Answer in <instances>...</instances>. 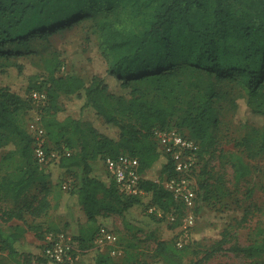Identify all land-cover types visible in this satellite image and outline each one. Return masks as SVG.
Masks as SVG:
<instances>
[{"label":"trees","instance_id":"1","mask_svg":"<svg viewBox=\"0 0 264 264\" xmlns=\"http://www.w3.org/2000/svg\"><path fill=\"white\" fill-rule=\"evenodd\" d=\"M196 12L205 17L203 22L194 19ZM70 18L92 22L107 63L104 75L94 74L90 80L60 75L55 61L46 58L48 83L30 86L27 97L0 85V247L15 264L21 255L37 254L24 240L27 229L39 237L44 233L42 239L48 232H62L56 220L46 223L44 218L66 197L57 186L63 174L80 169V183L65 191L82 207L88 224L94 225L101 214L117 213L127 228L151 235V223L159 217L149 212L136 223L135 209L155 206L176 214L184 209L161 182L173 168L157 146L154 128L175 126L198 142L199 155L211 150L221 128L222 101L233 82L251 109L264 114V0H0V74L12 58L27 52L32 37L48 36L66 27ZM35 88L45 89L49 98L41 115L48 144L70 150L48 167L35 161L33 138L21 118L32 107L28 94ZM63 94L77 101V116L64 114ZM230 101L233 104V98ZM88 112L102 118L111 131L86 121ZM238 144L241 148L221 155L230 157L240 181L255 171L250 159L264 154V124L250 126ZM120 153L139 159L144 195H125L107 171L94 172L92 160ZM156 167L158 180L147 178L146 171ZM257 185L255 181L247 187L249 195ZM12 219L23 223H9ZM97 229L87 244L96 250L95 264H148L134 254L125 260L126 254L115 258L94 247ZM83 233L78 238L82 246ZM189 239L181 247L177 240H158L153 256L161 264H200L224 249L250 256L264 253V244L257 241L228 248L219 241L200 260H188L189 243L201 244Z\"/></svg>","mask_w":264,"mask_h":264},{"label":"rangeland","instance_id":"2","mask_svg":"<svg viewBox=\"0 0 264 264\" xmlns=\"http://www.w3.org/2000/svg\"><path fill=\"white\" fill-rule=\"evenodd\" d=\"M195 20L203 22L205 17L196 12ZM92 22L87 18H70L64 28L58 29L48 36H35L28 43L27 52L12 58L13 62L8 70L0 74V85H8L17 90L22 96L27 97L29 87L47 84V76L44 73V60L52 59L57 64V74L78 75L85 80H90L92 75H104L107 63L98 44L99 37ZM21 64L22 70L17 66ZM231 86V85H229ZM224 99L221 111V128L218 132L217 142L211 150L199 155L198 167L195 172L198 188L199 205L195 209V222L190 228L189 237L200 240L201 244H191L187 248V259L200 260L212 244L222 241L223 248L232 244L248 245L253 241L264 244V154L250 159L255 166V171L248 179L237 181L229 151L241 148L238 139L252 125L262 126L264 114L255 112L247 104L246 95L241 87L233 82L232 89ZM233 98V104L230 101ZM64 114L78 115L77 101L63 94ZM62 110V111H63ZM61 112V111H60ZM32 112L29 108L21 114V118L27 127ZM103 131H111L102 118L93 117L91 113L83 116ZM1 154V153H0ZM98 160L104 161L101 158ZM105 166V164H104ZM106 172V170H105ZM147 178H159V169H149L145 173ZM80 169L73 168L71 173L59 177L57 186L65 193L64 199L58 210H50L45 222L56 220L68 237L74 241L71 250L73 264H95L93 260V245L87 246L92 232L99 225H105L112 229L117 237L116 245H107L103 250L111 252L118 247L121 258L126 254L125 260L134 254L138 258H145L148 264H161L153 256L154 248L158 240L175 242L183 234L184 209L181 207L175 219L168 218L167 214L159 217L156 223H151V235L147 230L137 231L124 225L122 217L117 213L101 214L100 221L94 225L86 222L87 217L82 207L69 196L62 188L63 183L79 184ZM255 181L258 182L252 195L247 192V187ZM262 185V187L260 186ZM197 206V204H196ZM149 212L144 209H135L132 214L140 223L144 214ZM60 214V218L56 216ZM132 216V215H131ZM132 218H135L132 216ZM9 223H23L22 220L12 219ZM45 223V224H46ZM7 228V226L5 225ZM84 232L85 245L79 244V237ZM44 233L39 237L34 230L27 229L24 240L35 246L37 254L34 256H19L20 264H56L48 260L43 252ZM191 239L188 240V242ZM191 242V241H190ZM37 246L39 248H37ZM95 247V246H94ZM0 264H15L10 260L7 251L0 247ZM200 264H264V253L259 255H247L243 252H234L228 249L215 252L211 257L202 259Z\"/></svg>","mask_w":264,"mask_h":264},{"label":"built area","instance_id":"3","mask_svg":"<svg viewBox=\"0 0 264 264\" xmlns=\"http://www.w3.org/2000/svg\"><path fill=\"white\" fill-rule=\"evenodd\" d=\"M32 107V116L27 123V129L33 138V157L41 167H48L54 160L63 155H69L70 150L62 146L54 148L48 144V138L41 123L43 109L48 106L49 98L45 89H31L28 94ZM153 137L160 152L170 159L173 174L165 177L161 182L169 190L175 200L184 207V230L177 240V245L182 246L188 241L190 228L195 222V207L197 202V180L195 172L199 160L198 142L182 133L175 126L154 128ZM106 171L115 180L119 191L125 195L142 196L146 192L141 186L143 174L139 171V159L128 153H120L116 156L104 158ZM156 181L158 179H155ZM71 183H63V188H69ZM148 212H154L158 217L164 214L168 218L175 219L176 213L172 209L168 213L150 206ZM95 247L103 250L107 245H116L118 237L116 233L105 225H99L93 238ZM74 241L64 232H48L43 239L42 252L51 262H68L73 264L74 259L71 250ZM113 256L120 255L118 247L110 252Z\"/></svg>","mask_w":264,"mask_h":264},{"label":"crops","instance_id":"4","mask_svg":"<svg viewBox=\"0 0 264 264\" xmlns=\"http://www.w3.org/2000/svg\"><path fill=\"white\" fill-rule=\"evenodd\" d=\"M91 165H92V167H93L94 172L97 173V174H102V173H104L105 170H106V168H105L103 162L100 161V160H98V158L95 159V160H92V161H91ZM100 217H101V216H100ZM100 217L98 216V221H100ZM86 221H87V220H86Z\"/></svg>","mask_w":264,"mask_h":264}]
</instances>
